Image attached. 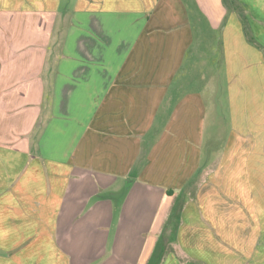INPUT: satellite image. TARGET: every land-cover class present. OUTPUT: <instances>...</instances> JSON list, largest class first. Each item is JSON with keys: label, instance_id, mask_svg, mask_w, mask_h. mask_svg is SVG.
Here are the masks:
<instances>
[{"label": "crops", "instance_id": "crops-1", "mask_svg": "<svg viewBox=\"0 0 264 264\" xmlns=\"http://www.w3.org/2000/svg\"><path fill=\"white\" fill-rule=\"evenodd\" d=\"M238 3L260 47L224 0H0V264H264V0Z\"/></svg>", "mask_w": 264, "mask_h": 264}, {"label": "trees", "instance_id": "trees-1", "mask_svg": "<svg viewBox=\"0 0 264 264\" xmlns=\"http://www.w3.org/2000/svg\"><path fill=\"white\" fill-rule=\"evenodd\" d=\"M225 5L227 6L228 9H235L237 12H239L240 16H241V20L245 29V33L247 35V38L249 39V41L252 44L257 45V43L254 41L249 26H248V21H247V17L243 11V9L241 8V6L238 3V0H224ZM258 47H260L259 45H257Z\"/></svg>", "mask_w": 264, "mask_h": 264}, {"label": "rangeland", "instance_id": "rangeland-1", "mask_svg": "<svg viewBox=\"0 0 264 264\" xmlns=\"http://www.w3.org/2000/svg\"><path fill=\"white\" fill-rule=\"evenodd\" d=\"M210 100V99H209ZM211 105V104H210ZM221 105L223 106V111H226V101H225V99H221ZM211 114H212V111L210 112ZM210 113H209V120L211 121V117H210ZM210 121H208V123L210 122ZM210 129H211V123H210ZM210 129L208 128V131L210 132ZM210 136H207L206 137V140H207V142H209L210 141ZM166 233V235H171L172 233L170 232V233H168V232H165ZM171 248H166V250H170Z\"/></svg>", "mask_w": 264, "mask_h": 264}]
</instances>
